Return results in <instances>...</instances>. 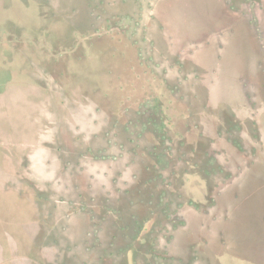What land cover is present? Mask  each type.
<instances>
[{
    "label": "rangeland",
    "instance_id": "374dc122",
    "mask_svg": "<svg viewBox=\"0 0 264 264\" xmlns=\"http://www.w3.org/2000/svg\"><path fill=\"white\" fill-rule=\"evenodd\" d=\"M189 1L186 6L200 22L202 34L216 29L214 33L222 35L218 51L205 45L197 52L192 46L198 35L182 32L172 46L190 52L170 51L164 48L167 35L154 33V23L145 36L127 35V17L117 18V2L97 13L87 0H11L6 16L0 14L7 29L3 32L12 39L4 42L18 44L9 48L17 57L1 63L14 71L16 82L0 101V264H193V216L198 223L207 219L212 224L207 230L197 225L194 229L198 236L209 237L220 235L225 221L241 220L243 212L249 216L252 206L264 212V189L244 199V208L234 203L241 183H249L252 176L257 187L264 188V158L250 163V141L232 121L216 134L209 131L214 143L201 151L200 165L190 167L193 176L178 172L180 162L159 164L148 155L155 142L153 129L141 123L147 114L142 108L151 110L156 103L170 112L190 103L191 109H198L206 98L205 78L215 77L217 91L221 86L232 92L224 95L228 108L245 99L242 80L263 92V65L255 69L245 64L264 59L258 57L259 51L264 54V0H242L243 5L240 0ZM247 6L249 13L242 14ZM248 16L253 18V33ZM76 37L82 47L61 53ZM138 39L143 40L141 51ZM45 61H55L57 68L52 64L50 71L45 69ZM214 61L213 75L201 69L204 62ZM117 104L127 111L112 122L108 111ZM100 108L96 118L95 109ZM259 114L263 121L264 111ZM203 123L216 129L215 121ZM193 128L188 127L181 144L184 152L193 143L197 146L194 154L188 152L192 160L200 153ZM262 131L261 122L260 142ZM136 140L142 146L127 153L124 149ZM108 157L116 170L128 163L123 180L106 177ZM187 200L197 210L189 208ZM262 214L258 218L264 222ZM243 247L224 238L217 252L219 264H235ZM251 261L264 264V259Z\"/></svg>",
    "mask_w": 264,
    "mask_h": 264
},
{
    "label": "flooded vegetation",
    "instance_id": "af4514ba",
    "mask_svg": "<svg viewBox=\"0 0 264 264\" xmlns=\"http://www.w3.org/2000/svg\"><path fill=\"white\" fill-rule=\"evenodd\" d=\"M112 1V2H111ZM174 1V2H173ZM242 0H240L241 2ZM244 1V0H243ZM241 2V5L244 4V2ZM119 3V11L116 12L117 18L125 19L126 17V24H125V34L127 35H133L136 33L138 36H145L149 30V25L152 24L154 25L153 30L155 31L154 33H159L161 36L162 34L167 35V41L164 43V48L170 47V51L173 52H179L181 51L182 53H188L190 52L188 48H174L172 45H176V42L174 38H177L178 34L180 32L181 35H187L189 34L190 36L188 37H194L198 35V38L201 35H203V39H198L194 41V44L192 47H194L197 52L200 50H204V46H213V51H218L221 46H219L220 39L218 38L220 33H214L216 29H209L208 33L202 34L203 28L199 25L200 22L198 20H195L196 17L191 14L189 11V8L186 6L190 3L189 0H181L180 2L177 0H172L170 2L168 1H163V0H87V4L90 5L92 11H97V13H100V11L103 8H106V4H114V3ZM254 2H251V5ZM191 4V3H190ZM189 4V5H190ZM200 4V3H198ZM196 5V4H195ZM248 9L247 11H244L242 14H248L250 10V6H247ZM163 9H167L165 13H163ZM100 10V11H99ZM155 10V15L153 14ZM153 14V16H152ZM241 14V13H239ZM125 17V18H124ZM248 16V21L247 24L249 26V29L251 32H254V24L253 23V18L251 20V17ZM255 19V18H254ZM1 20V19H0ZM197 21V22H196ZM251 23V24H250ZM240 25L237 22L235 23V27H239ZM4 30L7 31V29L3 28L2 22L0 21V101H2L3 95L6 93L5 91L10 87L12 84L16 82V79L14 78V71L8 68L7 66H3L1 63H9L8 58L10 56L8 53H11V60L14 58L13 47H17L18 44L16 43H6L4 41L7 40H12L7 37V33L3 32ZM169 31L170 37L169 38ZM230 31V30H229ZM213 33V34H212ZM256 37V36H255ZM140 38V37H139ZM182 39V38H180ZM139 42L137 45L140 47L141 51V40L138 39ZM82 41L80 38L76 37V40L72 42L71 45H69V49H64V50H59L61 53L66 54L67 51L72 52L75 47H82ZM77 44V45H76ZM163 45V44H162ZM263 45H260L259 47L262 48ZM145 47V46H144ZM143 47V48H144ZM9 49V50H8ZM83 49V48H82ZM175 49L176 51H174ZM179 50V51H178ZM53 52H56L53 50ZM260 53L258 54V57H261V59L264 57V54L262 51H259ZM55 54V53H54ZM261 54V55H260ZM253 55V53L251 54ZM32 55L30 54V57ZM52 56V55H51ZM55 56V55H53ZM61 56V55H59ZM179 55H176L178 57ZM257 56V55H256ZM17 55H15V58ZM194 57V56H193ZM219 56L215 55V58L217 59ZM253 57V56H252ZM214 58V60H216ZM192 59V58H191ZM254 59V58H253ZM252 59V60H253ZM192 60L197 61L196 59L193 58ZM246 61L245 67H255V69L263 68L264 69V59L262 60H256V61ZM218 62V60H217ZM217 62H213L212 64L210 63H205L202 67H204L205 70L208 71L210 69L211 75L215 73V68L214 66ZM54 64V68H57V63L55 61L51 62L49 65ZM249 64V65H248ZM49 65L46 64V61L43 62V66H47L45 69H49ZM212 65V66H211ZM11 67V65H8ZM207 67V68H206ZM249 67V68H250ZM254 70V69H253ZM48 71V72H49ZM255 71V70H254ZM53 76L58 79V77L55 75L56 71H52ZM6 74V76H5ZM8 74V76H7ZM46 74V72L44 73ZM53 80V77H51ZM259 78L262 79V74L259 76ZM206 82H204L205 87H204V95H206L205 100L202 102V106L199 107L198 109H191V104H189L188 108H172L170 112L166 111L165 109L161 108L159 104L153 103V109H146L142 108L143 110L142 113H147L142 119L141 123L146 124V127L152 128L153 130L150 131L151 137L154 139L153 143V148L148 151V155L154 156V158L157 160V163L159 164L162 162L163 164H167L168 162L174 164V162L181 163V168L183 170H180L178 172H183L184 174H189L193 176L195 174L194 169H190L192 166L200 165L197 164L198 161L201 159V151L205 152L207 151L205 149V146L207 144L211 145V142L214 143L212 139V134L209 133V131H213L216 134V131L220 129L221 127H226L227 125L232 122L233 126L237 129L238 132H244L245 131V136L247 139L250 141V156L249 159L252 161H257L259 160V157L264 158V131H262L261 139L262 142L259 141V123L262 122L264 126V119L263 121L259 120V113L260 111H264V86L263 87V92L258 93V90L255 89L248 83L242 82L241 85L242 88L244 89V94H245V99L243 100H238L236 102L235 107L232 105L228 108L226 104V99H224V95H230L232 92H226L225 89H223L221 86H219V91H217V86H215V77H213V81L209 78H205ZM251 86L249 88L248 86ZM240 89V88H239ZM217 91V92H215ZM241 92V89H240ZM250 92L251 97L250 101L246 98L247 94ZM196 94V92H194ZM199 93V92H198ZM197 93V94H198ZM253 93H256L253 94ZM191 94L190 99H195L196 95ZM200 94V93H199ZM238 95V93H236ZM242 96V92L240 97ZM249 96V95H248ZM238 97L237 99H239ZM198 99H200V96H198ZM123 99H119V102L122 101ZM146 100V99H145ZM142 100L144 102H141V104L148 105L147 101ZM2 102H0V105ZM192 104H194L192 102ZM158 105V106H157ZM261 108V109H260ZM126 110V106L118 107V104L115 108H112L110 111H108V115L110 116V120L113 122L114 119L118 116V113L120 111H123V113ZM127 111V110H126ZM96 118L98 114H101V108L100 111L95 109ZM180 112L181 114H179ZM264 115V114H263ZM262 116V115H261ZM234 117V118H233ZM209 120L210 122L215 121L216 129L213 126L208 127V124L203 123V121ZM176 126V128H175ZM179 126L182 128L179 129ZM194 130V138L195 141L197 142V145H199V148L196 151H200L199 156H194L192 160L190 154H194L195 149L197 146L193 143L192 147L190 149V154L188 152H184L181 150V144L185 143L184 138L182 137L184 134L186 135L188 131V127L192 128ZM229 126V125H228ZM224 128V130L226 129ZM178 129L181 131L179 132ZM212 129V130H210ZM227 130V129H226ZM181 133V134H179ZM130 139V138H129ZM136 137L132 138V140H135ZM139 145L140 147L142 146L141 141L136 140V142L131 146V148H123L127 153L133 152V148L135 146ZM110 146V145H109ZM107 146V147H109ZM170 147H174V149L171 151L169 150ZM207 147V146H206ZM89 149V148H88ZM181 150V151H180ZM109 151V150H108ZM119 154L120 150L118 151ZM172 152V153H171ZM143 154L144 152H141L139 150V154ZM131 154V153H130ZM140 154V155H141ZM201 155V156H200ZM122 156V155H118ZM151 156V157H152ZM146 157V156H144ZM200 157V158H197ZM108 166L104 172L106 173V177L110 174L115 176L116 181H120L124 179L125 173L128 174L129 168H128V163L123 164L124 169L121 170H116L115 166L109 161V157L107 158ZM127 159V157H126ZM204 160V159H203ZM126 161V160H125ZM200 162V161H199ZM110 163V165H109ZM125 163V162H124ZM247 165L246 167H248ZM187 168V171L184 169ZM114 169V170H113ZM154 169V167H153ZM113 170V171H112ZM116 170V171H115ZM155 173H159L154 169ZM176 172V174L178 173ZM189 172V173H188ZM115 178L113 180L115 181ZM194 179V177H192ZM256 177L252 176V178L249 180V183L246 181L244 183V186L240 185V190L237 193V196L235 198L234 203H242V205L237 206L244 208V202L248 199H251L254 197V194L258 191L262 192V189L264 188H258L257 187V182L254 183ZM129 180V176L127 178ZM207 179L204 178V182L200 184L199 186L201 187V193L203 195L204 191L207 188ZM203 183L205 184L203 186ZM246 199V200H244ZM242 200H244L242 202ZM191 204L187 200V206L191 209L197 210L193 207V205H188ZM233 203V204H234ZM232 207V204L229 206L228 210L230 212V208ZM251 214L248 216L245 212H243V218L241 220H235L233 222L232 220H229L228 222L225 221V228L222 229L220 232V235L217 236H198L197 232H195V228L199 226L202 228V230L208 228V225H212L209 221L203 220L201 224L200 222L198 223V219L196 218L197 216H193L192 219H190L191 226L189 227L190 229H193L192 232V238L196 240L193 245V264H219V260L221 255L218 254L217 252L220 251V246L223 243V239H231V242H235L238 246H244L240 251L237 250L238 254L236 255L237 259L235 261V264H254L251 259H264V222L259 221V216H262L264 212L260 213L259 211H256L254 206L251 208ZM200 213V211H197ZM201 214V213H200ZM229 216V215H228ZM205 217V216H204ZM208 223V224H207ZM239 224L242 225L240 229ZM207 230V229H206ZM241 231V233L239 232ZM259 231L262 234L259 235ZM204 233V232H203ZM240 233V236H239ZM252 233V234H251ZM205 234V233H204ZM251 234V235H250ZM175 238V237H174ZM234 239V240H233ZM215 240L214 242H212ZM225 242V241H224ZM213 243V244H212ZM196 249V250H195ZM243 249L250 250V251H243ZM197 255L199 257H197ZM230 262V261H228ZM247 262V263H246ZM221 264H225L222 263ZM233 264V263H232Z\"/></svg>",
    "mask_w": 264,
    "mask_h": 264
},
{
    "label": "water",
    "instance_id": "95a60500",
    "mask_svg": "<svg viewBox=\"0 0 264 264\" xmlns=\"http://www.w3.org/2000/svg\"><path fill=\"white\" fill-rule=\"evenodd\" d=\"M11 0H0V14L1 16H6L7 14V8L6 6L12 2H10ZM22 1H25L24 3L26 4V0H22ZM27 22H30V19L27 20ZM18 26H22V25H19ZM19 28V27H18ZM8 55L10 56V58H8V60H11V53L9 52Z\"/></svg>",
    "mask_w": 264,
    "mask_h": 264
}]
</instances>
